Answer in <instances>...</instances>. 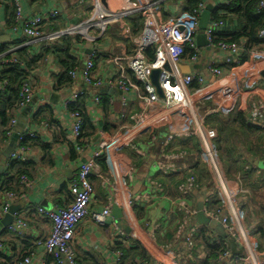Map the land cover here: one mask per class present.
I'll list each match as a JSON object with an SVG mask.
<instances>
[{
    "label": "crops",
    "instance_id": "1",
    "mask_svg": "<svg viewBox=\"0 0 264 264\" xmlns=\"http://www.w3.org/2000/svg\"><path fill=\"white\" fill-rule=\"evenodd\" d=\"M21 1L27 17L37 14L46 15L52 10L62 12L61 17L53 21L48 30L46 29L48 33L52 29L55 31L68 29L87 18L90 4L89 0ZM82 1L85 3L80 6L79 3ZM135 1L149 3L158 14L160 22L176 20L187 12V0ZM211 5L213 11L219 10L215 0H206L205 10ZM13 9L9 0H0V37L6 40L0 44V48L5 45L8 49L15 50V53L20 54L19 56H22L25 62L28 82L34 89L35 98L33 103L17 116L16 130L21 122L25 123L24 134L20 137L29 138V142L38 141L39 144L30 145L32 146L31 152L27 159L15 167L17 170H27L30 179L35 182L34 188L27 192V198L16 201L12 208L16 209V214L24 217L29 223V239L23 240L10 233L9 227L4 225L7 217L5 216L0 222V239L4 243V250L0 253V264H16L20 258L30 253L34 254L36 260L43 258L42 248L36 246L35 243L50 236L51 223L38 213V208L57 210L71 202L72 196L71 199L66 197L63 190L65 187L69 190L70 181L78 175L81 166L91 160H94L96 165L91 178L95 187L91 212L101 213L111 201L113 210L105 226L97 224L91 217L79 226L74 242L76 259L79 264H116L117 247L122 245L129 248L136 243L149 253L148 264H163L162 260L166 251L162 249L163 245H160L157 240L158 234L159 239L165 241L161 244L165 246L173 244L175 264H200V261L206 260L205 253L199 250L193 263L189 262L187 255L193 249L189 250L182 240H177L176 232L181 224V216L174 206V202L176 203L180 196L177 187L181 179L185 176V178L195 176L198 186L191 191L189 201L196 214L192 218L190 227L198 231L204 227L213 241L223 236L222 232L200 224L197 219L200 203L203 202L205 207L207 202L213 203L217 200V181L202 160L200 138L186 139L189 144L184 150L174 146L178 143L176 141L178 139L171 145L169 149L171 154L180 151L188 153L186 160L177 162L180 171L172 175H179L177 181L171 182L165 179L164 177L167 176L158 173L155 167L158 160L162 158L164 143L168 135L173 131H189L191 128L192 130L199 128L202 136H206L209 131L216 132V138L211 141V144L217 149L219 168L227 178L240 183L241 193L236 202L244 212V224L246 229H249L251 241L261 256L260 259L264 261V216L252 208L246 195L249 190L251 191L252 185L259 184L258 177L248 179L241 176L234 169V165L228 166L225 163L219 148L222 138L221 123L229 122L241 107L245 110L246 106L249 108L253 100L264 99V58H248L239 65L228 64L223 52L212 51L206 45V34L201 31L197 37V45L201 50L199 61L193 62L188 51L178 65V71L182 76L200 74L205 78L204 85L201 86L194 82L189 89L187 88L186 94L191 104L187 119L174 115L170 124L160 123L157 127V124H154L153 129L148 133L138 134L136 131L123 130L124 125L129 121L122 120L121 115L141 111L140 97L144 92L143 87L138 85L140 89H130L128 93H123L119 86L105 85L97 88L87 85L79 77L71 84L58 88L61 75L64 73L62 60L65 56L62 51L69 49V54L81 64L76 68L83 69L90 55L89 51H92L93 47L75 36L66 37L69 40L68 44L63 40H58L53 44L35 43L12 28L15 18ZM145 18L146 13L139 12L109 28L108 33L97 47L98 57L95 60L94 73L96 81L109 83L119 78L120 68L117 66L120 63L119 59L134 53L133 40L142 33ZM226 21L227 27L219 31L217 37L220 32H223V35L228 36L227 41H230L234 35L241 33L242 26H238L236 18ZM201 35L204 36L202 45L199 43ZM245 40L242 38L239 43L246 42ZM211 65L221 69L222 75L219 77L208 75L205 71ZM128 77L135 83V78L130 72H128ZM82 92L84 95L76 98V95ZM53 94H58L59 98L53 99ZM96 96L102 98L99 105L95 103ZM68 101L70 104L67 106ZM71 104L75 107L83 105L80 113L85 126L79 143L81 151L76 149V141L72 132ZM146 112L150 115L157 114V119L164 120L165 110L161 111L159 106ZM247 119L251 124L260 127L263 140L259 144L264 145V121L257 124L250 119L249 115ZM124 133L125 137L131 138L130 146L112 147L101 157L96 158L104 142ZM30 134L37 135V138H31ZM14 135L5 143L2 142L1 135L0 176H3L9 169L8 165L11 160L10 155L6 157L4 153L22 147L20 139L14 142ZM235 144L240 150V140L236 139ZM133 146H136L142 155L135 152ZM246 159L244 169L251 166L258 170V175L264 176L262 167L264 147L261 152H254L252 155L246 153ZM132 167L136 169L133 181L128 176V171ZM195 168L198 169L196 174L192 171ZM105 178L116 182V190L102 188L101 183ZM156 183L160 184L161 188ZM10 190L20 192L22 188L19 184L17 185L16 180H6L0 187V208L5 193ZM137 198H140V201H136ZM165 228L174 233V238L170 242L164 240ZM127 230H130V233ZM226 237L230 238L231 242L227 252L229 256L224 257L221 264L231 262L246 264L241 261L247 257L243 245L228 234ZM237 253L240 255H236ZM143 261L144 259H139V257L134 260L123 259V264H142Z\"/></svg>",
    "mask_w": 264,
    "mask_h": 264
},
{
    "label": "built area",
    "instance_id": "2",
    "mask_svg": "<svg viewBox=\"0 0 264 264\" xmlns=\"http://www.w3.org/2000/svg\"><path fill=\"white\" fill-rule=\"evenodd\" d=\"M89 1L87 18L80 20L79 23L68 29L59 31L52 29L48 33L46 29L48 30L51 27V23L61 17L62 12L60 10H52L46 15L37 14L27 17L24 14L21 0H9L15 10L12 28L17 32H21L25 38L31 39L35 43L45 42L53 44L62 38L75 36L93 47L85 67L83 69L75 68L70 72L73 80L81 77L87 85L97 88H102L105 85L111 87L119 86L123 93H128L130 89H140L138 85H141L144 90L140 97L142 109L133 114L123 113L121 115L122 120L129 121L128 124L124 125L123 130L136 131L138 134L148 133L149 130L153 129L154 124H157L156 127L160 123L170 124L174 115L186 118L191 107L186 94L187 88L189 89L194 82H197L201 86L204 85L205 78L200 74L182 76L178 71V65L182 62L188 51L193 62H197L200 59L201 50L197 45V37L201 33L200 19L206 7V0H202L192 11H187L178 19L170 22H160L158 14L149 3H140L135 0ZM234 1L215 0L218 8L230 7ZM84 3L85 1H82L79 4L83 6ZM260 9L264 10V0L261 1ZM139 12L146 13L144 28L142 33L133 40L135 46L134 53L126 58L119 59L120 63L117 64L120 68L119 78L109 83L96 81L94 73L99 42L104 39L111 26ZM182 27L185 29L182 30ZM226 27L227 23L222 20L213 18L210 20L205 34L208 47L212 51L220 50L223 52L226 55V62L228 64H241L242 55L245 53H249L254 59L264 58L263 50L248 51L245 42L241 44L226 41L217 43L218 32ZM259 37L260 39H264V28L260 31ZM16 55L15 50L12 49H8V51L3 53L0 52V74L7 67L20 66L24 70L26 69L25 63ZM154 70L161 71L159 82L164 93V98L159 97L155 87L151 83L150 76ZM128 72L134 76L135 83L128 77ZM205 72L214 77L222 75V70L214 65L209 66ZM10 88V82L1 80L0 78V96L7 93ZM81 95H84V92L76 95V98ZM34 98L35 92L31 84L29 82L24 83L20 90V101L17 109L13 112L11 122L7 128L9 138H12L15 134L18 125L17 116L33 103ZM101 102V96H96L95 103L99 105ZM69 104L70 101H68L67 106ZM111 104H113V100H111ZM124 106H126L125 102ZM157 106L160 107L161 111L165 110L164 120L157 119V114L150 115L146 112ZM71 112L73 118L72 132L76 141V149L81 151L79 143L85 122L79 111ZM249 116L257 124L264 121V99H257L251 102ZM199 131V128H196V130H192L191 128L189 131H173L170 133L164 143L162 158L156 163V170L164 176L178 174L180 169L177 166V162L186 160L188 153L180 151L171 154L169 152L171 145L176 139L200 138L202 142V160L207 164L217 181L216 199L218 201L217 206H214L211 202H207L203 213L212 219L218 220L225 232L243 245L247 252V257L241 259V261L246 264H264L245 227L244 212L241 211L236 202L241 193L240 183L227 178L219 168L217 149L211 144V141L216 138V132L209 131L206 136H202ZM30 137L37 138V135L30 134ZM21 140L22 137H20ZM130 142L131 138L125 137V133L123 135H116L101 145L96 158L101 157L105 151L112 147H128L131 145ZM133 148L135 152L142 155L136 146H133ZM30 152L31 147L28 146H22L12 151L8 168L14 161H25ZM95 166L94 160L84 163L78 175L70 181L69 191L72 200L65 207L58 208L57 210L38 208V213L51 223L50 236L45 240L41 239L35 243L36 246L42 248L43 258L36 260L34 254L30 253L28 256L20 258L16 264H79L74 248L79 226L89 217L97 224L105 226L113 210V202L111 201L101 213L91 212V205L95 195V187L92 184L91 178ZM135 170V167H132L128 171L131 181H133ZM101 184L103 189L116 190L117 188L116 182L107 178L103 179ZM1 185L2 176H0V187ZM19 185L22 188L20 192L8 191L5 193L0 208V222L10 213L16 201L27 198V192L34 188L35 182L28 176H22L19 180ZM156 185L161 188L160 184L156 183ZM197 186V179L191 175L178 187L180 196L178 201L174 202V206L181 216V224L176 232L177 240H182L189 250L195 247L199 234L196 228L190 227L196 211L190 206L189 196L191 191L197 188ZM136 201H140V198H137ZM9 231L23 240H28L30 225L24 217L16 214L13 224L9 226ZM162 249L166 251L162 263L175 264L176 258L173 252V244L168 246L163 245ZM3 250L4 243L0 239V253ZM227 256L229 255L226 254L225 257ZM116 259V264H123L124 253L117 251ZM142 264L148 263L147 261H143ZM230 264H235V262H231Z\"/></svg>",
    "mask_w": 264,
    "mask_h": 264
},
{
    "label": "trees",
    "instance_id": "3",
    "mask_svg": "<svg viewBox=\"0 0 264 264\" xmlns=\"http://www.w3.org/2000/svg\"><path fill=\"white\" fill-rule=\"evenodd\" d=\"M261 1L262 0H235L230 7H221L219 8V10H214L212 13L213 19H217L220 21L222 20L227 23L226 20H232L233 18H236L238 21V26H242V29L240 31L241 33L237 36L234 35V38H231L230 41H227V35H223V32H220L217 37V43L224 41L239 43V41L244 38L246 39L245 44L248 51H264V39H260L259 37L260 31L264 28V10L260 9ZM201 2L202 0H187V11H192ZM61 40H63V42H66L67 44L69 43V40L66 37L62 38ZM6 51H8V48L3 45L0 48V52L3 53ZM62 53L65 56V59L62 60L64 73L61 75V79L58 83V88L63 87V85L71 84L73 82V79L70 76V72L73 71L76 67L81 66L76 58H73L69 54V49L62 51ZM19 55L16 56L22 62H24L22 56ZM248 58L254 59L249 53L243 54L242 63L248 60ZM0 75L1 80L9 81L11 84L10 90L0 96V138L2 135L1 140L3 143H5L6 141L10 140V138L8 137L7 128L10 124V120L12 119L13 112L17 109V105L20 101L21 87L24 83L28 82V76L26 70H24L23 67L20 66H16L13 68L7 67L1 72ZM240 86L241 88H243L242 84H240ZM82 108L83 105L81 104L80 106L76 107L74 106V104L70 105L71 111L80 112ZM249 109L250 106L249 108L246 106V110L241 107V109L238 110L236 115L229 122L221 123L222 138L221 142L219 143V148L222 158H224V160L226 161L225 163L228 166L234 165V169H236L241 176H245L248 179L256 176L258 177L259 184L252 185L251 191L249 190L246 195L249 198L252 208L257 212H260L264 216V176L258 175V170L256 168H252L251 166H247L244 169V166L247 162L246 153L252 155L254 152H261V149L264 147V145L259 144V142L263 140V135L262 133H260V127L251 124L247 119V116L249 115ZM236 139L240 140L241 142L240 150L237 149V146L235 144ZM29 140V138L22 137L21 146L30 147V145L39 144L38 141L29 142ZM176 141H178V143L174 146L178 149L184 150L188 147L189 142H187L186 139H178ZM237 159H239V161ZM101 161L102 160L100 159V163L102 164L103 162ZM20 162L22 161H14L13 163H11L9 169L6 170L5 174L2 176V185L6 180H16L18 185L19 180L22 176L30 177L27 170H17L15 168L17 165H20ZM192 171L196 174L198 172V169L195 168ZM178 176L179 175H170L164 178L169 179L171 182H173L178 180ZM185 177L181 179V183L179 184V186L188 179ZM63 194L71 199V193L69 190H67V187L64 188ZM213 205L217 206L218 201L215 200L213 202ZM247 210L249 209L247 208ZM165 230L166 233L163 235L165 236L164 240L169 242L172 241L174 238V233L170 229L167 230L165 228ZM198 233L199 234L196 240V245L193 248V251H191L187 255L189 257V262L193 263L195 257L197 258L198 256V251L200 250L203 251L206 255V260L203 261L202 259H199L202 260L200 261V264H221L222 260L230 249V238L226 237L227 234H223L222 237L220 236L219 239L213 241L212 239H210V235L208 231L204 229V227H201ZM157 240H159L160 245H164L161 243L165 241L159 239V234L157 235ZM136 244L131 245L129 248L119 245L117 247V250L124 253V260H134L139 257V259H144V261H147V259L149 258V253L141 245ZM236 255L240 254L237 253Z\"/></svg>",
    "mask_w": 264,
    "mask_h": 264
},
{
    "label": "water",
    "instance_id": "4",
    "mask_svg": "<svg viewBox=\"0 0 264 264\" xmlns=\"http://www.w3.org/2000/svg\"><path fill=\"white\" fill-rule=\"evenodd\" d=\"M212 11H213V6H208L207 9L203 12L202 17H201V21H200V30L202 32H205L207 30L208 24L212 18ZM185 28L182 27V30H184ZM204 36L201 35L199 36V43L202 45ZM6 41L3 38L0 37V44ZM206 45H208V42L206 43ZM92 51H89V54H91ZM168 69V67H167ZM161 75V71L160 70H154L150 76V80L152 85L155 87L157 94L159 95L160 98H164V93L163 90L160 87V82H159V78ZM53 99H58L59 95L58 94H53L52 95ZM25 123L21 122L19 124V127L16 130V133L14 135V142L18 139H20V136L22 134H24V129H25ZM12 150V149H11ZM13 151V150H12ZM12 151H8L6 153H4V155L6 157H9L10 152ZM261 164V163H260ZM259 164V165H260ZM262 167L264 168V163L262 165ZM204 210V203H200L198 206V215H197V219L199 221L200 224H204V225H208L211 229L215 230V231H219L222 232L223 234H226L225 230L223 229V227L221 226L220 222L216 219H209L208 217L205 216V214L203 213ZM15 215H16V209H12L10 211V213L7 215L6 220L4 221V225L6 227H9L12 225V223L14 222L15 219ZM128 233H130V230H127Z\"/></svg>",
    "mask_w": 264,
    "mask_h": 264
},
{
    "label": "rangeland",
    "instance_id": "5",
    "mask_svg": "<svg viewBox=\"0 0 264 264\" xmlns=\"http://www.w3.org/2000/svg\"><path fill=\"white\" fill-rule=\"evenodd\" d=\"M255 230V229H254ZM247 231H248V234H249V229H247ZM261 250H262V248H261Z\"/></svg>",
    "mask_w": 264,
    "mask_h": 264
}]
</instances>
